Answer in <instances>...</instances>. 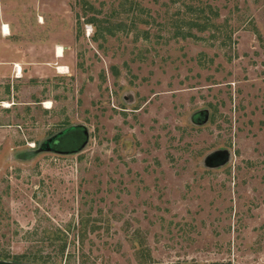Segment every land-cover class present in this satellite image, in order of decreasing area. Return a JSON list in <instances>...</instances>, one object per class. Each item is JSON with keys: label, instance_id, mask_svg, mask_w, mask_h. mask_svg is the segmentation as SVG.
Returning <instances> with one entry per match:
<instances>
[{"label": "rangeland", "instance_id": "374dc122", "mask_svg": "<svg viewBox=\"0 0 264 264\" xmlns=\"http://www.w3.org/2000/svg\"><path fill=\"white\" fill-rule=\"evenodd\" d=\"M0 21V264H264V0H0Z\"/></svg>", "mask_w": 264, "mask_h": 264}, {"label": "flooded vegetation", "instance_id": "af4514ba", "mask_svg": "<svg viewBox=\"0 0 264 264\" xmlns=\"http://www.w3.org/2000/svg\"><path fill=\"white\" fill-rule=\"evenodd\" d=\"M83 134L85 133H83L81 130L78 133L74 131L73 133L62 136L57 140H53L50 142V145L59 151L61 149L73 150L80 147L82 142L80 139L84 138Z\"/></svg>", "mask_w": 264, "mask_h": 264}, {"label": "crops", "instance_id": "0c3cea01", "mask_svg": "<svg viewBox=\"0 0 264 264\" xmlns=\"http://www.w3.org/2000/svg\"><path fill=\"white\" fill-rule=\"evenodd\" d=\"M5 25H7L8 28H9V25L7 23H4L3 21H0V27H1L0 29H1V33H2V36H0V37H2L1 40H6V36H9L10 35V30H9L8 34H6V35L4 34V32H3V26H5ZM7 64H9V63H2V62H0V73L2 71H6V72L10 73L11 66L10 65H7ZM14 64H15V66H20L17 63H14ZM21 72H22V70H21ZM21 72L19 73L18 70H16V76H18L19 74H20L19 76H21ZM0 76H5V75H1L0 74ZM6 76H8V75H6Z\"/></svg>", "mask_w": 264, "mask_h": 264}, {"label": "bare ground", "instance_id": "6f19581e", "mask_svg": "<svg viewBox=\"0 0 264 264\" xmlns=\"http://www.w3.org/2000/svg\"><path fill=\"white\" fill-rule=\"evenodd\" d=\"M41 19V18H40ZM3 32H4V34L6 35V34H8V32H9V28H8V26L7 25H5V26H3ZM60 56V55H59ZM67 70V69H66ZM18 71H19V73H20V71H21V67L20 66H18ZM62 73V72H61ZM64 73H66V72H64ZM45 102V101H44ZM3 104V103H2ZM11 105L9 104V103H7V102H5L4 104H3V107L4 108H8V107H10ZM45 107L46 108H49L50 107V102H46L45 103Z\"/></svg>", "mask_w": 264, "mask_h": 264}, {"label": "water", "instance_id": "95a60500", "mask_svg": "<svg viewBox=\"0 0 264 264\" xmlns=\"http://www.w3.org/2000/svg\"><path fill=\"white\" fill-rule=\"evenodd\" d=\"M80 130L82 131V129H78V128H75V129H69V130H67L66 132H64L63 134H61L60 136H57V138L56 139H54V140H57V139H59L60 137H62V136H65V135H67V134H70V133H73L74 131L75 132H80ZM83 132V131H82Z\"/></svg>", "mask_w": 264, "mask_h": 264}, {"label": "trees", "instance_id": "16d2710c", "mask_svg": "<svg viewBox=\"0 0 264 264\" xmlns=\"http://www.w3.org/2000/svg\"><path fill=\"white\" fill-rule=\"evenodd\" d=\"M15 264H17V263H15Z\"/></svg>", "mask_w": 264, "mask_h": 264}]
</instances>
